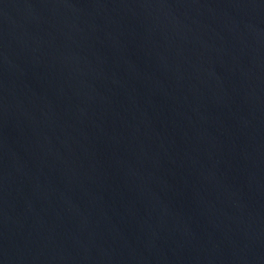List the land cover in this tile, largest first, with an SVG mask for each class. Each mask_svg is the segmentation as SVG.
I'll return each instance as SVG.
<instances>
[{
	"label": "water",
	"instance_id": "water-1",
	"mask_svg": "<svg viewBox=\"0 0 264 264\" xmlns=\"http://www.w3.org/2000/svg\"><path fill=\"white\" fill-rule=\"evenodd\" d=\"M0 264H264V0H0Z\"/></svg>",
	"mask_w": 264,
	"mask_h": 264
}]
</instances>
